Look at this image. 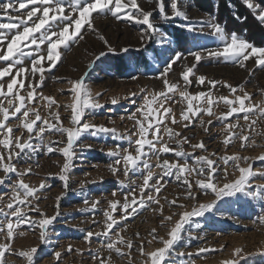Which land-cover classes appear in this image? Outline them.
<instances>
[{
    "label": "rangeland",
    "instance_id": "1",
    "mask_svg": "<svg viewBox=\"0 0 264 264\" xmlns=\"http://www.w3.org/2000/svg\"><path fill=\"white\" fill-rule=\"evenodd\" d=\"M222 1L226 0H221L220 3L219 0H210L209 10L203 8L207 7V4H203V0H190L188 3H185V0H178V3L181 4L182 10L188 13L192 22L208 19L211 14L215 16L218 23L225 27L226 32H236L241 38L253 43L248 39L249 33L247 31L239 32L236 26V23L245 21L243 16L232 14L235 17V22L231 18L227 19L225 15L220 17L219 14H224ZM227 1L234 9V1ZM138 2L146 10L155 7L154 4L150 5L145 0H138ZM196 2L202 3V6L199 7ZM253 2L264 6V0H253ZM237 4L239 10L242 6L246 9L244 10L248 16L244 26L250 28L251 36L254 39L261 38L262 35L260 31L256 32L257 27L253 22L255 21L258 25L260 23L255 19L252 11L245 6L243 0H237ZM166 11L170 14V8L166 7ZM65 12L70 15H78L71 13L67 4ZM153 20L157 26L168 33L172 40V51L166 54L162 53L154 42L142 44L140 34L144 26L118 21L110 14L93 13L92 27L89 28L85 25L81 30L83 39L77 38L75 42L70 41L67 46L58 48L61 58L54 68L47 70V62H42L46 71L43 74V82L36 91L38 97H51L55 101L51 108L42 98L31 102L39 109L42 117L49 119L51 123H56L53 113L58 112L61 125L63 127L71 126L70 105L74 101L70 82L83 78L84 84L90 89L92 96L104 105L94 113L86 114L84 119L93 125L114 128L117 136L113 137L109 133L93 137L84 133L80 137L77 145H91V148H85L83 152L79 148L76 149V158L73 160L75 167L70 172L67 191L59 179L64 163L62 153L57 151L47 153L46 147H42L32 153H21L20 157L13 161L21 171L31 168V172L23 177L25 183L38 189L39 200L33 199L31 202L38 203L41 212L46 217L56 216V219L48 226V241L46 243H41L38 225L21 224L15 227L14 237L10 242L13 251L5 254L9 264H27L25 258L20 257L18 253L32 247L38 249L34 258L35 264H98V261L93 259V254L97 252L101 258L110 257L111 264H143V258L138 251L140 243H144L146 251L161 246L157 241H153L152 244L147 243L152 240L153 229L156 230L155 235L166 238L167 232L179 219L178 214L185 210L191 211L193 205L207 204L215 199L214 194L200 192L194 185L193 194L196 199L190 200L186 196V186L181 181L175 180L174 176L165 177L160 181L161 191L153 193L159 200V204L148 202L143 207H140L138 203L130 204L129 211L131 207H136L137 212L123 221H120L123 210L119 205L113 212L119 224L114 226L112 232H120L121 235L133 241L134 246L130 256L121 257L114 251L109 253L106 248L102 247L103 236L94 235L89 240L85 239L89 231L93 233L104 231L103 212L109 208V201L116 200L122 204L125 194L133 191L136 193L137 201L141 198L139 185L143 181L139 174L133 175L129 172V176L125 177L121 168L116 175H113L108 166L113 163L115 158L110 157L107 153L110 150H115L119 145L120 149L128 148L129 152L135 155V145L130 147L127 139H119L121 135H131L137 131L134 121L129 119L130 114L136 112L137 109L146 112L147 107H141L145 104V96L151 99L156 93L165 90L162 83L163 77L160 76L164 60L174 55L176 51L187 55L188 51L193 49V45L190 43L192 34L183 29L185 21L176 18L164 22L160 19L158 11L154 12ZM261 26L264 28V25ZM69 31L71 33L73 29L70 28ZM200 43L209 49L222 47L210 35L201 38ZM253 44L257 47H264L263 42L259 45ZM25 51H28V48H25ZM40 51L46 55V45H41ZM101 52H104V55L97 60L96 57ZM194 62V58L188 56L186 60L174 64L173 70L167 74L169 81L178 83L180 90H185L182 72L186 70L185 66L190 67ZM245 63L246 68H241L234 62L225 61L223 58L208 57L205 54L193 69V74H190L191 83L187 85L186 90L193 95L200 92H204L206 95L211 93V98L214 100L211 109L215 115L209 117L206 113H202L200 117L193 118L188 122L181 121L175 125L170 120L166 121L168 127L180 133V137L168 141L167 135L164 134V140L174 150H179L182 147L185 152L192 153L187 158L190 166H194V156L203 155L216 160L217 163L214 166L217 168L216 183L219 186L234 180L239 174L231 161L226 166L220 159L221 157L239 155L249 158L246 162L241 161L240 166H250L251 170L256 173L250 179L252 190H255L257 185H264V177L260 175L261 172H264V160L260 159L261 156H264V117L258 114V109H254L256 114L250 115L249 121H245L243 113H239L233 114L232 117L222 122L220 117L228 111V108L222 101H218L220 96L232 99L234 95H242L243 93L239 92V88L242 86L243 90L251 97V104L264 107V69L256 67L253 59H249ZM24 65L30 67L29 58H25ZM3 66L4 62H0V67ZM199 76L205 77L204 84L197 83ZM35 79H39V74ZM210 81L217 83L213 86L209 83ZM227 85L236 87L237 93H230ZM21 94L26 95L23 91ZM169 95L172 99L166 102L165 106L170 107L176 119L180 120L181 111L186 110V101L179 96V92ZM113 98L118 100L116 105L111 103ZM157 99L159 100V97ZM4 103L6 106V101ZM199 103H203L207 107L206 101L202 100ZM248 103L249 101L246 100L245 104ZM152 106L157 108L158 104ZM235 106L238 107V103ZM137 118H142L140 113H137ZM200 118H203L205 122L212 119V124L205 123L202 127L199 123ZM253 120L256 123L250 126ZM17 123L13 121L11 126L15 128ZM184 123H187L188 127H184ZM228 123L238 124L234 130L237 136L249 137L243 147L240 139H233L227 146L223 143L224 139L228 138V132L225 131V125ZM204 127L209 129L207 133L204 131ZM21 133H23L24 139H27L26 130L21 128L15 132L16 135H21ZM33 137L35 144L38 141L35 139V134ZM181 137H188L189 141L178 146L176 140ZM131 138L135 140L137 137L132 135ZM148 138L151 139V135ZM198 142H203L207 150L197 149L193 152L190 145ZM65 143L66 134L62 136L55 131H45V146L51 144L55 149L64 146ZM81 158L83 163H81ZM164 159H168L170 163L184 162L182 158H176L174 152L162 153L159 161L155 156H151L149 160V163L153 165L151 170L157 176L161 174L162 170L155 165L162 163ZM225 167H227V177L223 171ZM185 175L194 184L197 178L195 173L190 176L187 173ZM3 176L4 173L0 170V178ZM15 180V174H10V179L4 185H0V196H3V199H0V207H4L5 210H7L6 204L12 197L10 185ZM131 181H135V183H131ZM121 182H123V186ZM41 183L48 187L39 190ZM150 183L152 182L150 181ZM113 192L116 193L115 196L112 195ZM58 197L60 199H57ZM85 199L89 200L88 205L84 204ZM128 199L131 201L130 196ZM173 200L177 203L170 206L169 202ZM92 201H100L94 211L91 210ZM178 205H184V207ZM262 208H264V203L237 194L234 197L224 198L204 216L193 217L191 223L185 225V230L182 233L183 239L175 245V252H182L184 256L182 258L173 256L174 264H224L226 260L237 258L234 255L237 248L242 250L240 264H264V222L258 219ZM24 211L28 212L33 220L42 218L30 209L25 208ZM170 215L173 216L172 222H164L162 225L163 217ZM0 222L6 225L7 220L0 219ZM197 224L200 227H197ZM189 232L192 234L191 238L188 235ZM5 242H8L6 237L0 234V244ZM200 249H207V251L201 253ZM122 250L127 252L126 248ZM56 252L61 253L58 259L54 255Z\"/></svg>",
    "mask_w": 264,
    "mask_h": 264
},
{
    "label": "snow or ice",
    "instance_id": "2",
    "mask_svg": "<svg viewBox=\"0 0 264 264\" xmlns=\"http://www.w3.org/2000/svg\"><path fill=\"white\" fill-rule=\"evenodd\" d=\"M148 4H154L155 7L146 10L138 0H0V62H4V66L0 67V170L3 171L4 176L0 178V185H4L10 179V174H15L16 180L10 185L12 190V197L6 204V209L0 207V219H6V225L0 222V234L6 237L8 242L0 244V264H9L6 259V252H11V241L14 237L15 227L21 224L38 225L40 228L41 243L48 241L47 230L48 226L56 219V216L46 217L41 212L39 204H33V199L39 200L37 195L38 189L25 183L23 177L31 172V168L23 171L19 170L13 161L20 157L21 153H32L42 147H46L47 153L57 151L62 153L64 163L59 179L63 182V187L67 191L69 189L70 172L75 167L73 160L76 158V149L79 148L81 152L85 148L90 149L91 145H77V141L84 133H88L93 137L100 134H111L113 137L117 136L114 128H108L103 125L90 124L84 117L86 114H92L97 109L103 108L104 105L96 100L85 84L83 78L80 80L70 82L72 84L73 103L70 105V125L63 127L60 123L59 113H53V119L56 123H51L40 115L39 109L31 102L37 98H42L46 101L49 108L55 104L51 97H38L37 89L40 88L43 82V74L46 71L42 62H47V70H51L56 66L57 61L60 60L61 54L58 48L67 46L69 42H75L77 38L83 39L82 28L87 25L92 27V14L100 13L104 15L110 14L118 21H126L128 23H135L144 26L141 29L140 40L142 44L155 43L162 53L172 51V40L168 33L153 20L154 12L159 13L162 21L168 22L176 18H180L186 23L183 24V29L192 34L190 43L193 49H190L185 55L182 52L176 51L174 55L169 56L164 60L163 68L160 71V76L163 77L162 83L164 91L156 93L149 99L145 96V104L141 107H147L146 112H141L137 109L136 112L130 114L129 119L134 121V126L137 131L131 135H121L119 139H127L129 146L135 145V155L129 152L128 148L120 149L117 145L115 150H110L107 155L114 157L113 163L109 164V169L116 175L122 168L124 176L128 177L129 172L133 175L139 174L143 183L139 185L140 199L137 201L135 191L126 193L125 200L122 204L116 200L109 201V208L104 210L105 229L102 233L87 232L85 239L89 240L91 237L103 236L104 240L101 242L102 247L106 248L109 253L113 251L121 256H130L133 249V241L127 239L120 232L113 233L114 226H118L119 221L114 217L113 212L117 210L118 205L123 210L120 216V221L125 220L128 216L134 215L137 212L136 207L131 205L139 204L143 207L148 202H155L159 204V200L153 193L161 191L160 181L165 177H173L177 181H181L186 186V196L190 200H195L196 196L193 194V188L204 193L214 194L215 199L207 204L193 205L191 211L185 210L178 214L179 219L175 221L174 225L167 232V236L158 237L155 235L156 230H152V240L147 243L152 244L157 241L161 246L156 247L151 251H146L143 242L138 246V251L143 258V264H174L173 256L182 258L184 253H176L175 245L183 239L182 233L185 230V225L191 223L193 217H202L206 213L212 211L216 204L226 197H234L237 194L244 197L258 200L264 203V185H257L255 190H252L250 179L256 175L251 170V167H241V161H247L249 158L241 157L239 155L224 156L223 160L227 166L229 161L238 171V176L222 186L216 183V165L217 161L206 156H194V166H190L187 158L192 153L185 152L182 147L179 150H174L169 146V143L164 140V134L167 135L168 141L180 137V133L174 131L173 128L168 127L166 121H171L173 125L183 122H188L193 118L200 117L202 113H206L209 117L215 115L211 106L214 100L211 98V93L204 92L195 95L190 94L186 88L191 83L190 74H193V69L196 68L197 63L200 62L205 54L212 58H223L225 61L234 62L241 68H246V61L254 60L256 67L264 69V47H257L248 40L241 38L236 32L228 33L225 27L216 21L215 16L209 14L208 19H202L192 22L188 13L182 10L181 4L178 0H145ZM190 0H185V3ZM245 6L252 11L255 19L264 25V6L259 3H254L253 0H243ZM71 13L78 15H70L65 12V6ZM166 7L170 8V14L166 11ZM70 28L73 31L70 33ZM208 30L207 32L205 30ZM38 34V35H37ZM212 36L216 39L218 44L222 47L209 49L200 43V39L205 36ZM103 39V37H100ZM107 44V41H105ZM41 45H46V55L41 53ZM34 46V47H32ZM28 48V51H25ZM111 51V49H109ZM127 51V49H124ZM104 55L101 52L97 60ZM188 56L194 58V63L189 67L185 66L186 70L182 72V80L184 82L185 90H180L178 83L170 82L167 74L173 70V65L178 61L186 60ZM25 58L30 59V67L24 65ZM91 67V65H90ZM39 74V79L35 77ZM251 74V72H250ZM19 77V79H18ZM7 78V79H4ZM135 78V77H133ZM198 84L205 83V77L199 76L197 78ZM213 86L217 83L210 81ZM230 93H237L238 89L227 85ZM26 93L21 94V92ZM179 92V96L186 101V110L180 113V120H177L172 109L166 105V102L172 99L169 94ZM239 92L242 95H234L232 99L227 96L218 97V101H222L228 108V111L220 117L221 121H226L233 114L243 113V119L249 121L250 115L256 114L254 109H258V114L264 117V107H258L251 104V97L243 90L241 86ZM98 95V94H97ZM159 97V100L157 99ZM202 100L205 104L199 103ZM249 101L246 105L245 101ZM6 101V106L5 102ZM118 100L113 98L111 103L116 105ZM195 102V103H194ZM238 103V107L235 106ZM158 104L157 108L152 105ZM58 107V106H57ZM137 113H140L142 118H137ZM124 119V117H121ZM18 122L14 128L12 122ZM200 125L203 127L205 123L212 124V119L207 122L200 118ZM253 120L251 125H255ZM184 127H188L184 123ZM238 124L228 123L225 125V131L228 132V138H225L223 143L227 146L233 139H240L242 147L244 142L249 140L247 136H237L234 130ZM26 130L27 139H24L23 133L16 135L15 132L20 129ZM46 130L55 131L62 136L66 134V143L62 147L55 149L51 144L44 145V133ZM208 128L204 127L207 133ZM33 134L37 143H33ZM132 135L137 138L133 140ZM151 135V139L148 136ZM189 141L188 137H181L176 140L178 146ZM63 143V142H61ZM193 152L197 149L206 151V146L203 142H198L190 145ZM174 152L178 159H183V163L171 162L164 159L162 163H157L155 167L161 168L162 172L158 176L151 170L153 165L149 163L151 156H155L157 161L160 160L162 153L166 154ZM215 155V154H211ZM264 160V156L260 157ZM81 163L83 160L81 158ZM225 177H227V167L223 169ZM189 176L195 173L196 179L190 182ZM260 175L264 177V172ZM150 181L152 183H150ZM135 183V181H131ZM123 186V182H121ZM48 185L41 183L39 190L47 188ZM116 195L115 192L112 193ZM131 197L129 201L128 197ZM3 199V196H0ZM57 199H60L59 197ZM85 205L89 204V200L85 199ZM100 201L91 202V210H95ZM176 201H170L169 204L176 205ZM184 207V205H178ZM30 209L32 212L38 213L42 218L33 220L29 213L24 209ZM84 211V209H81ZM59 215V213H57ZM14 218V222H13ZM261 222H264V208L261 209V214L258 216ZM173 216H164L161 223H171ZM95 223V221H94ZM200 227L199 224L196 225ZM139 238V234H136ZM191 238V232L188 233ZM115 237V238H113ZM127 249V252L122 249ZM37 247H32L26 251H20L18 255L25 258L27 264H35V254ZM79 251V250H77ZM201 253L207 249H200ZM242 250L235 249V257L231 260H226L224 264H240ZM55 257L58 259L61 253L56 252ZM190 255V254H189ZM93 259L98 261V264H111V258H101L99 252L93 254Z\"/></svg>",
    "mask_w": 264,
    "mask_h": 264
},
{
    "label": "trees",
    "instance_id": "3",
    "mask_svg": "<svg viewBox=\"0 0 264 264\" xmlns=\"http://www.w3.org/2000/svg\"><path fill=\"white\" fill-rule=\"evenodd\" d=\"M220 1L221 0H219V3H220ZM233 1H234V6H235L234 9H232L231 4L227 0L226 1H222L223 3H221V5L224 7V14H219L220 17H222L223 15H225V17L227 19L231 18L235 22V17H233L232 14H235L236 13L237 16H243L245 18V21L236 23V26L239 29L238 31L239 32L247 31L249 33V35H248V39L249 40H251L253 43L258 44V45L261 44L262 42L264 44V28L260 24L259 25L256 24L255 21L253 22V24L256 25V27H257V31L256 32L260 31V34L262 35L261 38L258 37V39H254L251 36L250 28L249 27L246 28L244 26L245 22L247 21V18L246 17L248 16L247 12L245 11L246 9L242 5H240V6H242V8H241V10H239L238 7H237V5H238L237 4V0H233ZM196 4L199 7L202 6V3H197L196 2ZM203 4H205V5L207 4L206 5L207 7H203V8H205V10H209V8L211 7V6L210 7L208 6V5H210V0H203ZM228 4H230V5H228ZM250 19H251V17H250Z\"/></svg>",
    "mask_w": 264,
    "mask_h": 264
}]
</instances>
